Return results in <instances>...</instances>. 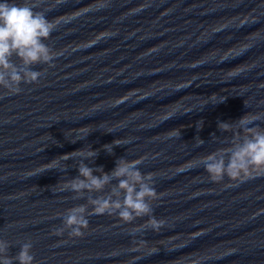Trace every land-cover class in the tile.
<instances>
[{
  "label": "water",
  "instance_id": "water-1",
  "mask_svg": "<svg viewBox=\"0 0 264 264\" xmlns=\"http://www.w3.org/2000/svg\"><path fill=\"white\" fill-rule=\"evenodd\" d=\"M10 2L56 25L45 43L59 54L32 66L38 83L0 88L10 255L31 241L34 264H264V175L214 182L202 164L245 135L243 116L264 129V0ZM90 148L98 155L85 163L106 173L141 161L158 231L148 216L105 214L88 216L82 237L55 234L67 209L87 203L67 186Z\"/></svg>",
  "mask_w": 264,
  "mask_h": 264
},
{
  "label": "clouds",
  "instance_id": "clouds-1",
  "mask_svg": "<svg viewBox=\"0 0 264 264\" xmlns=\"http://www.w3.org/2000/svg\"><path fill=\"white\" fill-rule=\"evenodd\" d=\"M105 6V2L99 5L100 8ZM55 27L44 13L35 11L34 5L15 4L10 0L0 2V88L7 89L10 94H18L22 91L21 84L38 83L44 75L42 71L33 70L32 66H54L53 62L59 54L45 41ZM260 119L259 116H243L238 122L245 135L230 148L203 158L202 164L212 181L219 182L228 176L242 183L252 178L254 173L264 175V129L258 125L249 126ZM113 144L119 145L114 140L112 144H105L104 150L111 154ZM78 152L82 157L78 165L79 175L67 187L76 193L73 199L86 198L87 203L66 210L62 215L63 226L54 230L56 235H63L67 230L69 237L84 236L89 224L87 217L91 215H118L127 223L148 216L150 228L158 231L163 226V221L152 216L151 201L157 198V193L153 176L139 170L141 161L121 158L116 167L106 173L102 167L93 168L85 163L89 159L94 161L98 151L90 148L86 153ZM94 172L100 174L94 175ZM97 193L101 195H93ZM10 248L7 240L0 239V264H34L31 241L22 243L15 256L10 255Z\"/></svg>",
  "mask_w": 264,
  "mask_h": 264
}]
</instances>
